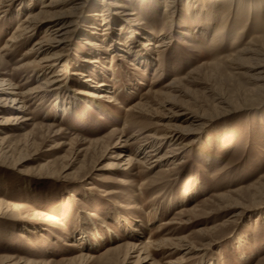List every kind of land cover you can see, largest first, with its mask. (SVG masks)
Masks as SVG:
<instances>
[{
    "label": "rangeland",
    "instance_id": "obj_1",
    "mask_svg": "<svg viewBox=\"0 0 264 264\" xmlns=\"http://www.w3.org/2000/svg\"><path fill=\"white\" fill-rule=\"evenodd\" d=\"M27 1L0 9V54H7L0 82L10 81L21 93L37 91L61 69L62 96L82 88L71 74L93 54L83 46L91 39L88 33L75 32L62 53L59 50L66 68L59 64L47 78L32 70L49 55L30 52L47 35L48 21L33 38L3 51L30 10L37 13L51 0H34L25 11ZM197 1L193 17L187 15L186 0L175 2V17L167 25L164 0H133L130 11L125 9L144 30L158 41L168 39V44L162 53L153 52L152 65L143 64L145 74L132 65L135 62L126 61L130 51L100 50L99 66L112 88L104 94L117 93L120 104L103 100L99 109L82 96L75 110L68 107L56 120L59 102L54 95L28 96L26 115H32L33 122L0 133V199L21 207L0 214V258L12 257V264H136L138 254L125 258V251L112 257L106 253L132 242L130 234L143 223L139 229L147 234L145 242L150 235L154 242L166 241L152 255L158 264L183 257L185 264H264V193L257 194L264 189V0ZM102 2L91 0L88 7L101 8ZM86 20L78 18L76 30ZM124 25H115L116 35L126 33ZM195 27L209 36L201 40L185 33ZM215 30L222 34L212 49L208 43ZM101 35L96 39L103 41ZM234 37L239 38L237 48L261 39L263 49L228 60L237 50ZM136 43L144 50L149 41L139 37ZM85 67L91 77L94 67ZM150 92L158 95L146 96ZM138 103L147 108L129 112ZM190 117L201 119L200 126L186 120ZM49 125L64 134L44 138L42 126ZM174 130L185 133L181 142L155 143L161 147L159 157L169 153L167 160L152 169L138 165L121 174L122 163L136 157L149 137ZM111 134L108 150L90 145ZM134 137L138 141L127 143L120 162L115 158L120 144ZM144 183L148 187L142 189ZM85 228L93 232L90 243L82 239ZM186 246L193 254H186ZM83 253L93 259L80 260Z\"/></svg>",
    "mask_w": 264,
    "mask_h": 264
},
{
    "label": "bare ground",
    "instance_id": "obj_2",
    "mask_svg": "<svg viewBox=\"0 0 264 264\" xmlns=\"http://www.w3.org/2000/svg\"><path fill=\"white\" fill-rule=\"evenodd\" d=\"M19 1L20 0H0V9H4L13 2H19ZM33 1L34 0L27 1L26 5L24 6L25 8L23 10L26 11V9L30 6L31 2ZM90 1L91 0H51L45 5L43 4L44 7L37 13H35V11L30 10L26 19L23 21L20 27L18 26L19 28L17 29V31L11 36V38H9V40H7L8 43H6L7 45L4 47L3 51L9 50V48L13 47V45L14 47L17 46L19 43H21V41L25 37H28L30 39L33 38V36L36 35V31H38L39 28L45 22L47 21L49 22L48 26L44 28L48 32L47 35L41 41L37 42L34 45V48H32L30 52V54L32 53V54H40V55L41 54L49 55L48 57L42 59L39 62L40 65L39 68L32 70V72H36V73L38 72L37 75H39V77L44 76L47 78L49 76L48 72L50 71L51 73L55 72L56 68L59 67V64H61L63 60H65L64 55H61L62 53L61 51L62 49H65L68 46L70 39L74 36L75 32L77 31H80V33L85 32L90 34L91 39L84 41L83 46L86 45L89 49H92L93 54L91 55L93 57L91 58L90 55L83 58L82 64L78 65V68H81V70L77 72H73L71 74L75 78L77 82V86H82V88L79 87V89L78 88L73 89L72 92L66 94L68 95V97L66 95L65 96L61 95L62 90L64 89V86L60 84V82H62L60 79V77L62 76L61 73L64 72L61 69L58 71L59 72L58 74H54L51 77H48V79L45 80V82L39 87V90L37 91L21 93L20 87L12 84L10 81L0 82V133L8 131L16 126L21 128L23 126L30 125V123L33 122L34 119L32 115H26V114L30 110V108L27 106V98L28 96L35 94L34 92H36V96L41 97L40 99H44L48 95H54L55 100L59 102L58 113L55 114L54 116L56 120L58 118L57 116H59V114H61V112H63L64 110H67L68 107L71 106V109L69 108L70 111L72 109L75 110L77 108L78 102L81 101L82 96H86L87 98L92 99L94 101L93 103L99 109H101V103H103V100L110 105L116 103L120 104L117 97V93L104 94L106 90H112V88L111 86H109V84H107V79L109 78L106 75L107 72L106 71L102 72L103 69H101L100 67L102 63L101 61H99L101 58L100 50L104 49V51L106 50L116 51L115 49H117V52L119 53H128L130 51L131 57L126 58L127 60L126 59L125 60L129 61L128 59H130L129 62H135V64L132 65H134L137 70L142 72V74H145V70L143 69V64L145 66L152 65L153 62L150 60V57L153 54V52H155L156 54L162 53V49L165 48L166 45L168 44V39L163 38L161 41H158L160 39L155 38L154 34H151L148 31L144 30V28L141 27L142 24L138 23L139 21H137L134 18L135 14L129 12L130 10L128 8L133 6L134 4L133 0H103V2L101 3L102 7L98 9L93 8L94 10L91 9L92 7L91 8L90 6L88 7V3H90ZM164 1L167 4L165 8V12H166L165 14H167L166 15V20H167L166 25H167L168 23L172 22V19L175 17L176 14V13L174 14V12L173 13L171 12V8H173V4H175L176 2V4L178 5L180 3V0H164ZM186 1H187V7H186L187 15H189L192 12V10L196 9L197 4H199V1L197 0H186ZM200 5L201 8L205 7L204 3H201ZM85 8L87 9L86 13L83 15V17H80L81 12L83 10L85 11ZM125 9L126 10L128 9L129 11L127 12ZM90 11L94 13L88 14ZM190 16L193 17V13L190 14ZM85 17L87 19L85 22L86 24H82L80 22L81 27L80 29L76 30L77 24L79 22L78 18L83 19ZM190 20L194 21L195 19L190 18ZM98 22H102V24L99 25ZM121 22L122 23L124 22L126 25H128V26L124 25L122 27V29L126 30V33L124 34L121 33L119 35H116L115 25L117 26L118 24H121ZM214 32L215 34L213 40L209 41L208 43L210 44V47L212 49L216 46V42L218 41L215 38L217 37L219 38L222 34L221 31L219 30H215ZM185 33H187V35H193L195 38L200 37L201 40L206 39V37L209 36L208 34H210L205 31L204 32L200 31V29H198L197 27L191 28L190 30H186ZM162 34L165 35L166 33L163 32ZM98 35L103 36L104 40L102 41L96 39ZM80 37H81L80 39H82V37L84 36L81 34ZM139 37H142V39L149 41L148 45H146V48H144V50H141L138 47L139 45H137L136 43ZM233 39H234V41L232 42L233 47L237 48L238 45L240 44L239 38L234 37ZM185 44H187L188 46H192L190 43L187 42ZM261 44L263 46V41L261 39H258V40H254L252 43H250L248 46L244 48L239 47L237 48V50L236 49L234 50L235 54L229 57L228 60H236V59L239 60L240 58L248 54L251 55V53L254 54L255 52H256L255 54L257 55L259 54V51L264 48V47L262 48ZM260 46L261 48L258 51L259 48L257 47ZM59 50L61 53H59ZM95 51L97 52L95 53ZM56 52L58 53L55 54ZM261 52L263 53V51ZM6 56L7 54L5 55H3V53L0 54V65L4 63ZM85 63H88L90 66L94 67L90 71L92 73L91 77L87 75V73H89V70L86 69L87 67H85ZM62 64H63L62 68H66L67 61H65ZM16 70L19 71V69ZM149 94L154 96L158 95L157 92H150L146 94V96ZM146 105H144L143 103H138L136 106L132 107L129 112L132 113L135 111L137 112V110H141V111L145 110L147 108ZM186 120H191V117L187 118ZM191 121L196 125V127L200 126L197 123H199L201 119L197 120L196 118L192 117ZM40 126L41 125H36L35 129H40ZM42 128H45V132H46L44 138L47 137L50 138V136L54 133L57 134L56 136H62L64 134L60 130L57 131L55 125L42 126ZM181 135L184 136L185 133L184 132L182 133L179 130H174L171 131L170 133L169 132L166 133L164 137H160V138H155L152 136L149 137L146 140L147 143L142 145L140 150L137 152L136 157L130 156L129 159L126 161V163H122L123 173L121 172V174L123 175L125 171L131 172L135 170L136 166L138 165H142L144 167L146 166L145 168L152 169L156 165L163 163L165 160H167L170 157V156L168 157L169 153L159 157L158 153L160 152L161 147L156 146L155 143H157L159 140H164V139H168L171 142L178 143L179 141L181 142V140L185 138L182 137ZM41 136H43V134ZM112 137H114V134H111L110 136L105 137L101 140L91 141L90 145H92L93 147H101L103 151L108 150L112 146V140H113ZM121 140L122 139L120 138L118 141ZM131 140L135 142L138 141V139L134 137L131 138L130 140L123 141L124 142L123 144H120L119 142V144L121 145L119 149L121 151H120V155H118L115 158L117 160H120V162L123 160L124 153H126L122 149L126 147L127 143ZM89 149L92 150V148ZM174 150H180V149H174ZM52 172L57 173L58 171H52ZM146 184L148 183L143 184L142 189L148 187V185ZM261 192L264 193V189L262 190V188H259L257 194H261ZM20 209L21 207L13 205L11 203H7L6 201L0 199V214H3V211L18 212ZM154 216L157 217L156 212L154 213ZM130 223L126 221V225H129ZM140 226L145 227L143 226V223ZM140 226L139 225L136 226V228H134L132 233L130 234L132 237L130 240H132V242L122 244L116 247L115 249L109 250L106 253V256L112 257L114 256V254L118 252L121 253V251H125L124 254L125 258L127 257L129 258L130 256H132V254H138L136 257H134L136 258L137 261L136 264L137 263L158 264L155 262L156 261L155 259H152V255L154 252H156V250L162 249L163 248L162 246L166 241L154 242V240L152 239L153 235H150L149 241L145 242L147 234L141 232V230L139 229ZM92 233L93 232H91V230L89 231L88 229L85 228V231L82 232L81 234L82 239L90 243L91 242L90 237L93 236ZM72 246H74V248L78 247L75 244H73ZM183 248H184L183 250L187 252L186 253L187 255L193 254L192 253L194 250L193 248L189 246ZM84 249H91V247L89 245L88 246L85 245ZM91 258H92L91 256L86 255L85 253H83L80 256V260L82 261ZM185 260L186 257H183L181 260L177 262L174 263L170 262L167 264H185L186 262ZM13 262L14 260L12 257L0 258V264H8V263L12 264ZM20 263L22 262L20 261Z\"/></svg>",
    "mask_w": 264,
    "mask_h": 264
}]
</instances>
